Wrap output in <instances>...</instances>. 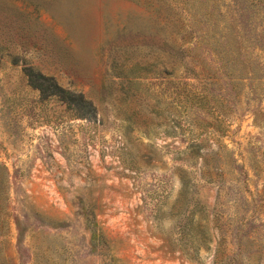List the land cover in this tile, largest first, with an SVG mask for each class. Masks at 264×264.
<instances>
[{
    "label": "rangeland",
    "instance_id": "rangeland-1",
    "mask_svg": "<svg viewBox=\"0 0 264 264\" xmlns=\"http://www.w3.org/2000/svg\"><path fill=\"white\" fill-rule=\"evenodd\" d=\"M251 2L0 0V264H264ZM211 15L241 28L236 80ZM31 67L97 116L42 96Z\"/></svg>",
    "mask_w": 264,
    "mask_h": 264
},
{
    "label": "trees",
    "instance_id": "trees-1",
    "mask_svg": "<svg viewBox=\"0 0 264 264\" xmlns=\"http://www.w3.org/2000/svg\"><path fill=\"white\" fill-rule=\"evenodd\" d=\"M252 2L250 3L251 6L258 7L261 12H263L264 17V0H251ZM195 11L190 10L188 11V14L192 18L197 17V13L201 12L202 15H204V11H198L196 8H194ZM195 12V13H194ZM207 16V15H206ZM209 16V15H208ZM208 23H212V26H210L208 29L210 32L214 29V35L215 38L221 40V44L224 47L221 56V53H218L220 56V62L223 64V70L225 72V77L227 79H232L238 78L239 73L246 71V63L244 61V52H245V42L242 41V36H241V28L238 25L235 29L231 26L230 22L227 21V19H224V22L220 24L218 22L219 17H215L214 15H211V19H209ZM248 21V20H247ZM204 22V21H202ZM225 27V29H221V27ZM248 26V25H246ZM202 29L204 27H201ZM252 28V27H251ZM189 29L191 31L193 30L192 25L185 26L183 25V32L182 34L184 35L185 38V33L188 34ZM198 32V31H197ZM255 35L257 36L258 40H261L262 44L264 45V31L258 32L255 31ZM190 36V32H189ZM259 42V41H258ZM192 41H189V44H191ZM217 55V54H216ZM18 57H14V61H17ZM190 61L193 63V59L190 57ZM233 68H236L235 73L232 72L231 70ZM30 73H28V78L32 86L39 90L42 96L45 97H52V98H58L62 100L65 103H68V105L73 106V105H81L83 106L82 108L84 109L85 113L82 115L83 117L87 118L89 116H97V110L96 107L94 106L93 102L90 101L85 97V95L82 92H76L75 90H70L62 87L56 77L54 75L52 76H45L42 74L40 71L34 70L32 67L30 68ZM237 73V74H236ZM210 81V80H209ZM214 85V84H212ZM213 100H216L214 96H212ZM3 185H4V177H0V196L3 194Z\"/></svg>",
    "mask_w": 264,
    "mask_h": 264
}]
</instances>
